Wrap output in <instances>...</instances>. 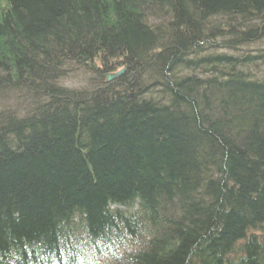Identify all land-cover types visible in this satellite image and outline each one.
<instances>
[{
    "label": "trees",
    "instance_id": "trees-1",
    "mask_svg": "<svg viewBox=\"0 0 264 264\" xmlns=\"http://www.w3.org/2000/svg\"><path fill=\"white\" fill-rule=\"evenodd\" d=\"M261 62L264 0H0V264H264Z\"/></svg>",
    "mask_w": 264,
    "mask_h": 264
},
{
    "label": "rangeland",
    "instance_id": "rangeland-1",
    "mask_svg": "<svg viewBox=\"0 0 264 264\" xmlns=\"http://www.w3.org/2000/svg\"><path fill=\"white\" fill-rule=\"evenodd\" d=\"M243 53V51H242ZM234 55V54H232ZM242 54H236V56H241ZM68 67V65L66 66H63L62 67V70H66ZM68 71V70H67ZM253 72H256V73H252L254 74L255 77H259V76H263L264 77V62H261L259 63L256 68L253 69ZM60 83V87H64L65 89H69V90H73V89H78V91H85L86 89H88V86H94V81H92L91 77H87L85 74L82 75V74H76V75H73L72 77L68 78V79H63L59 81ZM94 84V85H93ZM57 86H59V84H57ZM6 93V92H5ZM4 92H0V102L2 103L3 105V110L5 111V113L7 112L10 113V112H15L17 113V109H16V106L17 105H14L15 101H13L15 98L19 97V96H15L14 99L9 97V95L6 96ZM28 93H31V91H28L27 92V95ZM20 94V93H19ZM6 96V97H5ZM32 105V103H29ZM27 105V104H26ZM24 111L26 114L24 115H30L32 114L33 110H32V107H28V105L24 108ZM262 229H264V227H262ZM261 229V230H262ZM264 236V233H260ZM97 264H109L107 261H103L101 263H97Z\"/></svg>",
    "mask_w": 264,
    "mask_h": 264
},
{
    "label": "bare ground",
    "instance_id": "bare-ground-1",
    "mask_svg": "<svg viewBox=\"0 0 264 264\" xmlns=\"http://www.w3.org/2000/svg\"><path fill=\"white\" fill-rule=\"evenodd\" d=\"M148 23L151 24V25H154V26H160V23L161 21L157 20L156 18H152L150 17V19L148 20ZM239 37H237L236 34H233L232 35V42H231V45L233 46V48H238V49H242L244 48L245 50H251L250 48L247 47L248 44H243V41L241 42H238V39ZM110 74V73H108ZM108 74H107V80L106 82H112V81H108ZM95 80V79H94Z\"/></svg>",
    "mask_w": 264,
    "mask_h": 264
},
{
    "label": "water",
    "instance_id": "water-1",
    "mask_svg": "<svg viewBox=\"0 0 264 264\" xmlns=\"http://www.w3.org/2000/svg\"><path fill=\"white\" fill-rule=\"evenodd\" d=\"M125 74V70H120L116 74H108V81H112L114 79H117L118 77Z\"/></svg>",
    "mask_w": 264,
    "mask_h": 264
}]
</instances>
